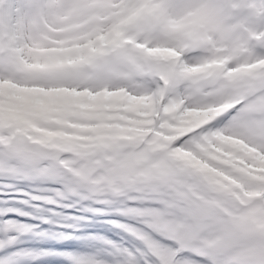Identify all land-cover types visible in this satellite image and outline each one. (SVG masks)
<instances>
[{
	"label": "snow or ice",
	"instance_id": "1",
	"mask_svg": "<svg viewBox=\"0 0 264 264\" xmlns=\"http://www.w3.org/2000/svg\"><path fill=\"white\" fill-rule=\"evenodd\" d=\"M40 257L264 264V0H0V264Z\"/></svg>",
	"mask_w": 264,
	"mask_h": 264
},
{
	"label": "rangeland",
	"instance_id": "2",
	"mask_svg": "<svg viewBox=\"0 0 264 264\" xmlns=\"http://www.w3.org/2000/svg\"><path fill=\"white\" fill-rule=\"evenodd\" d=\"M15 200H12V201H9V203H13V204H15V202H14ZM16 205H18V204H16ZM19 206V205H18Z\"/></svg>",
	"mask_w": 264,
	"mask_h": 264
}]
</instances>
